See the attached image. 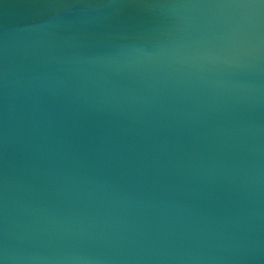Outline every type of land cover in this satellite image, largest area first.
I'll list each match as a JSON object with an SVG mask.
<instances>
[{
    "label": "water",
    "instance_id": "95a60500",
    "mask_svg": "<svg viewBox=\"0 0 264 264\" xmlns=\"http://www.w3.org/2000/svg\"><path fill=\"white\" fill-rule=\"evenodd\" d=\"M0 264H264V0H0Z\"/></svg>",
    "mask_w": 264,
    "mask_h": 264
}]
</instances>
